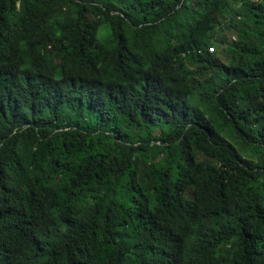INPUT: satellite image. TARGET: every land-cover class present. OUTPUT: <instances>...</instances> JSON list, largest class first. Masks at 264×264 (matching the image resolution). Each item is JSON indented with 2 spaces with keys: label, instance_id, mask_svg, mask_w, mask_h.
Wrapping results in <instances>:
<instances>
[{
  "label": "trees",
  "instance_id": "1",
  "mask_svg": "<svg viewBox=\"0 0 264 264\" xmlns=\"http://www.w3.org/2000/svg\"><path fill=\"white\" fill-rule=\"evenodd\" d=\"M0 264H264V0H0Z\"/></svg>",
  "mask_w": 264,
  "mask_h": 264
},
{
  "label": "rangeland",
  "instance_id": "2",
  "mask_svg": "<svg viewBox=\"0 0 264 264\" xmlns=\"http://www.w3.org/2000/svg\"><path fill=\"white\" fill-rule=\"evenodd\" d=\"M227 24H225L224 26H220L218 29H217V38L222 40V39H225V38H228L230 34H228V32L226 30H224V27H226ZM218 49V47H217ZM213 50V49H212ZM155 167L157 168V170H163L167 167L165 161H163V159H159L157 161H155Z\"/></svg>",
  "mask_w": 264,
  "mask_h": 264
}]
</instances>
